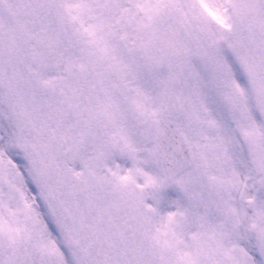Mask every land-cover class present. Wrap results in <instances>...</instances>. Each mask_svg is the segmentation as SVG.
<instances>
[{
  "label": "snow or ice",
  "instance_id": "1",
  "mask_svg": "<svg viewBox=\"0 0 264 264\" xmlns=\"http://www.w3.org/2000/svg\"><path fill=\"white\" fill-rule=\"evenodd\" d=\"M0 264H264V0H0Z\"/></svg>",
  "mask_w": 264,
  "mask_h": 264
}]
</instances>
